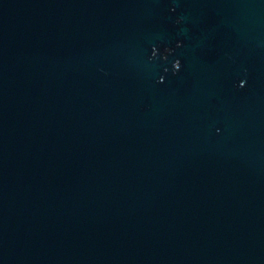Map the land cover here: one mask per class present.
Here are the masks:
<instances>
[{
    "label": "water",
    "instance_id": "1",
    "mask_svg": "<svg viewBox=\"0 0 264 264\" xmlns=\"http://www.w3.org/2000/svg\"><path fill=\"white\" fill-rule=\"evenodd\" d=\"M0 264H264V0H0Z\"/></svg>",
    "mask_w": 264,
    "mask_h": 264
},
{
    "label": "clouds",
    "instance_id": "2",
    "mask_svg": "<svg viewBox=\"0 0 264 264\" xmlns=\"http://www.w3.org/2000/svg\"><path fill=\"white\" fill-rule=\"evenodd\" d=\"M177 62V61H176ZM179 62V61H178ZM180 69V62H179V66H178V68H176L175 70H179ZM241 86H243V84H241Z\"/></svg>",
    "mask_w": 264,
    "mask_h": 264
}]
</instances>
